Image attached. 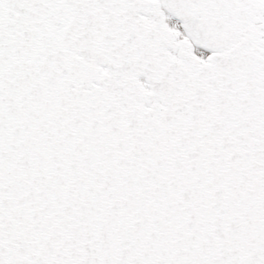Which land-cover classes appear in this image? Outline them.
<instances>
[{"label": "snow or ice", "instance_id": "snow-or-ice-1", "mask_svg": "<svg viewBox=\"0 0 264 264\" xmlns=\"http://www.w3.org/2000/svg\"><path fill=\"white\" fill-rule=\"evenodd\" d=\"M0 264H264V0H0Z\"/></svg>", "mask_w": 264, "mask_h": 264}]
</instances>
